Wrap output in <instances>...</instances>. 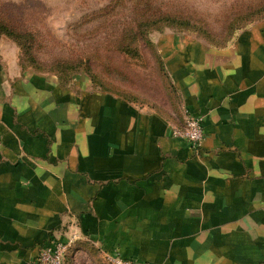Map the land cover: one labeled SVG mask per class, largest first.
Here are the masks:
<instances>
[{
  "label": "crops",
  "instance_id": "1",
  "mask_svg": "<svg viewBox=\"0 0 264 264\" xmlns=\"http://www.w3.org/2000/svg\"><path fill=\"white\" fill-rule=\"evenodd\" d=\"M154 41L174 107L22 70L0 50V264L70 235L66 260L264 264V14L223 45ZM188 114L197 150L172 134Z\"/></svg>",
  "mask_w": 264,
  "mask_h": 264
},
{
  "label": "rangeland",
  "instance_id": "2",
  "mask_svg": "<svg viewBox=\"0 0 264 264\" xmlns=\"http://www.w3.org/2000/svg\"><path fill=\"white\" fill-rule=\"evenodd\" d=\"M116 2L0 0V13L19 29L31 33V52L40 70L50 71L57 61H75V69L61 74L67 80L81 76L94 89L109 91L148 107H174L177 95L157 52L155 37L172 31L191 34L211 45H223L229 41L232 26L237 23L233 21L236 13L260 3L264 5V0H155L161 10L178 16L180 12L182 18H189V29L176 25L151 29L146 34L148 41H140L138 55L129 57L115 51L112 44L123 24L135 22L133 0ZM103 8L107 9L106 14L99 13ZM135 9L142 12V6ZM0 50L10 59L16 57L19 67L23 64L22 70L33 69L21 44L9 36L0 35ZM67 259L72 264H102V258L94 253L86 254L85 250L77 256L68 255Z\"/></svg>",
  "mask_w": 264,
  "mask_h": 264
},
{
  "label": "trees",
  "instance_id": "3",
  "mask_svg": "<svg viewBox=\"0 0 264 264\" xmlns=\"http://www.w3.org/2000/svg\"><path fill=\"white\" fill-rule=\"evenodd\" d=\"M119 0H117L116 3H118ZM132 4V16L133 20L135 21L134 24H123L121 26L120 33H117L114 40L112 47L115 51L120 52L122 54H125L129 57H135L137 56L138 52V45L140 41H148L146 38V34L151 29H157L163 26H179L180 29H189V18H182L179 13L178 15L175 14H169L168 12L161 10L158 8L155 4V0H133ZM142 6V12L137 11L136 7ZM107 9L103 8L99 10V13L106 14ZM136 10V11H135ZM264 14V5L260 3L259 5L252 7V8H246L245 11L241 10L238 13H236V18L233 20L234 22H237L236 25L232 26V34L231 37L235 34V30L243 27L256 19L257 17H260ZM119 32V31H118ZM6 35L12 38L16 43L21 44V47L23 48L25 56L30 59L31 61V67H33V70L42 71L38 67L39 65L36 64V59L32 55L31 49H32V41L33 37L31 33H28L25 30L19 29L17 26L13 24L12 21H10L4 14L0 13V35ZM230 37V38H231ZM141 41V42H142ZM143 41V42H144ZM228 41V40H227ZM48 71L53 72L59 76V78L63 81H66L65 77H63L61 74L68 72L69 70L75 69L74 67H77V62H71V63H63L57 61ZM23 65V64H22ZM22 65H20V68H22ZM61 67V68H60ZM87 70V69H86ZM69 264H72L69 262Z\"/></svg>",
  "mask_w": 264,
  "mask_h": 264
},
{
  "label": "built area",
  "instance_id": "4",
  "mask_svg": "<svg viewBox=\"0 0 264 264\" xmlns=\"http://www.w3.org/2000/svg\"><path fill=\"white\" fill-rule=\"evenodd\" d=\"M172 134L186 140L193 149L197 150L204 138L201 117L186 115L179 126L172 128ZM75 240V235H70L66 240L55 238L49 245L41 247L38 255L26 264H69L66 255ZM107 259L110 264H145L119 255H109Z\"/></svg>",
  "mask_w": 264,
  "mask_h": 264
}]
</instances>
